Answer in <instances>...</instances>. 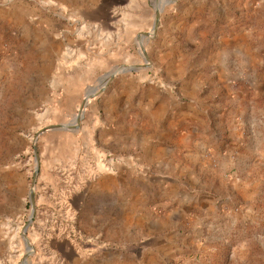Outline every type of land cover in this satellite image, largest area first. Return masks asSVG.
Instances as JSON below:
<instances>
[{"label": "rangeland", "instance_id": "obj_1", "mask_svg": "<svg viewBox=\"0 0 264 264\" xmlns=\"http://www.w3.org/2000/svg\"><path fill=\"white\" fill-rule=\"evenodd\" d=\"M109 253L264 264V0H0V264Z\"/></svg>", "mask_w": 264, "mask_h": 264}, {"label": "crops", "instance_id": "obj_2", "mask_svg": "<svg viewBox=\"0 0 264 264\" xmlns=\"http://www.w3.org/2000/svg\"><path fill=\"white\" fill-rule=\"evenodd\" d=\"M201 147H204V149L210 148L209 145H207V146H203L202 145ZM202 150L203 149H199V150H196V151L200 153ZM157 246L162 247L161 243H157L155 246H151L150 249L153 250V248H155ZM154 260H155V258H152V261L154 263H157ZM152 261H151V258H150L148 263L151 264V263H153ZM94 264H133V262L131 261L130 258L123 257L121 254L109 253L107 255H103V257L97 258L96 262Z\"/></svg>", "mask_w": 264, "mask_h": 264}, {"label": "water", "instance_id": "obj_3", "mask_svg": "<svg viewBox=\"0 0 264 264\" xmlns=\"http://www.w3.org/2000/svg\"><path fill=\"white\" fill-rule=\"evenodd\" d=\"M156 21H155V24H154V31H157L158 27H159V24H160V19H161V16H160V10L159 8L157 7L156 9ZM145 35H148L147 33H144ZM144 50V49H143ZM92 95L91 94H88L87 95V98L84 100L83 102V105H82V108H81V111L79 113V115L77 116L76 120L78 123H80L81 121V114H82V111L88 101V99L91 97ZM53 128H62V129H71V128H78V126H72V125H59V126H50L48 127L47 129L45 130H50V129H53ZM38 136V135H37ZM35 153H36V159H37V162L39 164V154H38V149L35 148ZM31 203H32V207H33V212L35 213L36 211V199H35V195H34V192L32 191L31 192Z\"/></svg>", "mask_w": 264, "mask_h": 264}, {"label": "bare ground", "instance_id": "obj_4", "mask_svg": "<svg viewBox=\"0 0 264 264\" xmlns=\"http://www.w3.org/2000/svg\"><path fill=\"white\" fill-rule=\"evenodd\" d=\"M128 69H131V68L127 66V67H125L123 70H128ZM118 72H119V71H118Z\"/></svg>", "mask_w": 264, "mask_h": 264}]
</instances>
